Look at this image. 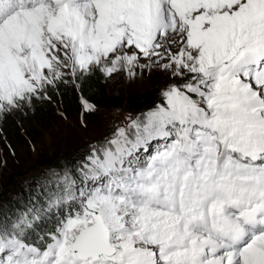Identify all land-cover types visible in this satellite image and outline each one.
Masks as SVG:
<instances>
[{"label": "snow or ice", "instance_id": "snow-or-ice-1", "mask_svg": "<svg viewBox=\"0 0 264 264\" xmlns=\"http://www.w3.org/2000/svg\"><path fill=\"white\" fill-rule=\"evenodd\" d=\"M121 75L161 102L0 206V264H264V0H0V120Z\"/></svg>", "mask_w": 264, "mask_h": 264}, {"label": "rangeland", "instance_id": "rangeland-1", "mask_svg": "<svg viewBox=\"0 0 264 264\" xmlns=\"http://www.w3.org/2000/svg\"><path fill=\"white\" fill-rule=\"evenodd\" d=\"M107 85L108 97H119L121 93H132L136 96L133 98V102H136L146 99L145 96L150 95L148 100V105H152L148 108L150 110L161 102L160 91L164 87V81L156 76L128 81L121 75L118 78L107 80ZM72 89L76 90L73 87ZM76 95L79 107L69 114L57 110L55 112L56 119L50 123L48 122V125L44 128L45 131L36 129V132H33V127H40V125L34 121V115L31 114L30 120L25 122L23 126L24 132L28 131L29 138L25 139L24 147L18 146L17 141L14 142L17 147L10 149L8 161H5L0 146V187L3 182L18 179L16 177L17 173L26 176L30 171H35L37 164L40 163L44 155L50 156L52 152H59V155L64 158L63 154L65 153H68V155L75 151L81 154L89 153L93 146L103 145L111 138L118 127L124 126L127 117L135 118L142 114L126 113L127 111L121 115L112 114V112L103 108L107 103L106 101L103 105L87 101L95 105L96 110L85 111L81 101L82 96L78 93ZM108 120L110 122L106 123ZM1 122L2 120H0V129L3 128Z\"/></svg>", "mask_w": 264, "mask_h": 264}, {"label": "trees", "instance_id": "trees-1", "mask_svg": "<svg viewBox=\"0 0 264 264\" xmlns=\"http://www.w3.org/2000/svg\"><path fill=\"white\" fill-rule=\"evenodd\" d=\"M107 89V80L93 77L89 81L88 86L80 91L72 89L71 86H61L56 90L50 91V100L37 101L32 111L26 114L16 113L7 116L2 120L3 128L0 129V146L3 150L5 161H8L10 158V149L17 147V144H14L15 141L18 142V146H25V139L29 138V134L28 131L24 132L23 126L25 122L30 120L31 114L34 115V121L41 127H33V132H36V129L45 131L44 128L48 125V122L50 123L56 119L55 112L57 110L69 114L79 107L77 93L86 101L97 102L98 105H103L106 101L107 103L103 108H106L112 114L114 113L116 115H121L125 111H127L126 113L140 115L152 106L148 105L150 95H146V99L133 102V98L136 97L134 94L121 93L119 97H108ZM109 122V120L106 121V123ZM88 154H81L75 151L69 155L68 153L63 154L64 158L59 155V152H52L50 156L44 155L40 163L37 164L38 166L35 171H30L26 176L17 173L16 177L18 179L2 183L0 187V192H2L0 194V206L4 208H12L17 205L22 206L29 198L40 196L42 186L45 184L47 173L50 170L61 171L64 168L74 169L84 161Z\"/></svg>", "mask_w": 264, "mask_h": 264}]
</instances>
